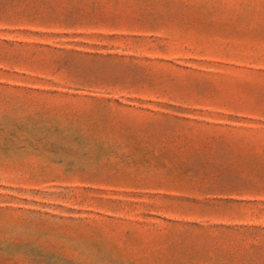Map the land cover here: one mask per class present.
Masks as SVG:
<instances>
[{
	"label": "rangeland",
	"instance_id": "374dc122",
	"mask_svg": "<svg viewBox=\"0 0 264 264\" xmlns=\"http://www.w3.org/2000/svg\"><path fill=\"white\" fill-rule=\"evenodd\" d=\"M0 264H264V0H0Z\"/></svg>",
	"mask_w": 264,
	"mask_h": 264
}]
</instances>
